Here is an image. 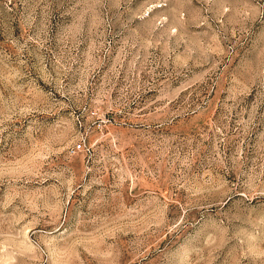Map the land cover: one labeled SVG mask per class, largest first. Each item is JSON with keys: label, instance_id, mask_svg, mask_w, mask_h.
Returning a JSON list of instances; mask_svg holds the SVG:
<instances>
[{"label": "rangeland", "instance_id": "374dc122", "mask_svg": "<svg viewBox=\"0 0 264 264\" xmlns=\"http://www.w3.org/2000/svg\"><path fill=\"white\" fill-rule=\"evenodd\" d=\"M0 264H264V0H0Z\"/></svg>", "mask_w": 264, "mask_h": 264}, {"label": "built area", "instance_id": "2783aa9c", "mask_svg": "<svg viewBox=\"0 0 264 264\" xmlns=\"http://www.w3.org/2000/svg\"><path fill=\"white\" fill-rule=\"evenodd\" d=\"M77 147L79 148V147H80V145H77Z\"/></svg>", "mask_w": 264, "mask_h": 264}]
</instances>
